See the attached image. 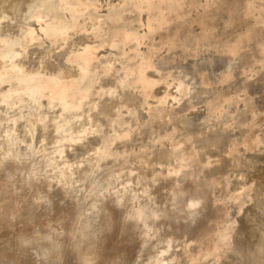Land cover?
Instances as JSON below:
<instances>
[{
    "label": "rangeland",
    "instance_id": "rangeland-1",
    "mask_svg": "<svg viewBox=\"0 0 264 264\" xmlns=\"http://www.w3.org/2000/svg\"><path fill=\"white\" fill-rule=\"evenodd\" d=\"M261 216L264 0H0V264H264Z\"/></svg>",
    "mask_w": 264,
    "mask_h": 264
},
{
    "label": "bare ground",
    "instance_id": "bare-ground-1",
    "mask_svg": "<svg viewBox=\"0 0 264 264\" xmlns=\"http://www.w3.org/2000/svg\"><path fill=\"white\" fill-rule=\"evenodd\" d=\"M195 121V120H194ZM262 155H263V153H262ZM260 160V159H259ZM262 218H263V216H261ZM259 218V217H258ZM264 219V218H263ZM257 221V220H256ZM258 221H260V220H258ZM263 221V220H262ZM261 224V223H260ZM254 225V224H253ZM264 227V226H263ZM256 231V230H255ZM262 234V233H261ZM255 238V237H254ZM263 241V240H262ZM229 262V261H228Z\"/></svg>",
    "mask_w": 264,
    "mask_h": 264
}]
</instances>
